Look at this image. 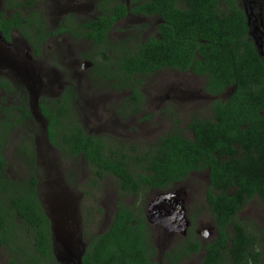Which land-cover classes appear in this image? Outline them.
Masks as SVG:
<instances>
[{
	"label": "trees",
	"instance_id": "trees-1",
	"mask_svg": "<svg viewBox=\"0 0 264 264\" xmlns=\"http://www.w3.org/2000/svg\"><path fill=\"white\" fill-rule=\"evenodd\" d=\"M176 1L152 0L132 9L135 14H157L164 23L158 26V37L131 44H110L106 38L126 14L121 4L95 21L61 22L52 30L31 7L25 15L16 11L8 21L0 22L4 38L15 27L36 57L47 39L63 34L74 41L97 43L102 48L97 56L103 60L89 58L100 79L97 88L130 91L126 102L135 104L131 112L140 110L139 78L161 69L190 71L206 78L204 91L215 98L232 90L227 99L211 102L210 118L187 120L190 138L175 129L159 136L147 149L88 134L72 112L77 100L73 86L64 88L54 100L40 96L38 109L46 123L48 145L64 163L83 159L89 172L80 186L83 198L96 201L105 176L116 184L117 201L110 223L105 231L90 237L80 255L81 264H179L201 251L199 264H261L257 236L237 216L251 199L264 200V59L247 35L240 0H182L184 10L174 6ZM21 89L8 77H0V90L16 97L17 103L6 106L3 98L0 104V250L8 264H65L56 259L52 225L41 203V172L35 165L33 139L31 146L24 144L15 151L26 166L24 176L6 174L3 147L15 127L30 122L33 132H43ZM74 171L65 174L69 183L75 179ZM201 171L208 174L205 202L216 236L204 245L188 236L165 251L158 263L144 215V198L149 191L169 190L190 173ZM129 196L135 198L132 205L124 203ZM82 210L88 216L95 209L83 205ZM101 211L96 205V212Z\"/></svg>",
	"mask_w": 264,
	"mask_h": 264
},
{
	"label": "rangeland",
	"instance_id": "rangeland-1",
	"mask_svg": "<svg viewBox=\"0 0 264 264\" xmlns=\"http://www.w3.org/2000/svg\"><path fill=\"white\" fill-rule=\"evenodd\" d=\"M248 1H255V4L257 2V0ZM34 7L38 8L42 16H47L50 12L56 13L58 9L56 6L48 5L46 0H34ZM49 20L47 27L52 28V20ZM157 25L156 19H126L116 25L108 41L110 44L134 43L135 40L143 42L149 36H156ZM16 38L14 36V39ZM66 45L70 47L67 52L64 51ZM13 52L0 50V77L9 72V69L2 67L11 65L12 68L15 67L18 75L16 77L12 72L9 73L16 84L23 87L26 96L37 92L38 95L52 100L59 97L62 89L73 86L77 100L72 105V112L78 124L88 134L102 136L113 144L119 141L130 142L147 149L159 136L175 129L190 138L184 129L187 120L190 117L210 118L208 104L212 98L203 92L205 79L194 78L189 72L163 69L150 76L139 78L143 106L141 113L131 119L126 116L118 118L115 111L119 110L118 108L130 97V91L117 92L108 89L99 91L97 86H93L92 73L89 69V63L92 62L89 58L94 60H103V58H98L96 50L87 42L73 43L66 37L51 39L44 44L40 56L31 54L33 62L24 66L16 62L17 57L12 55ZM229 93L230 91H225L219 99H224ZM3 98H6V106L17 104L16 97L5 95L0 90V104ZM144 115L152 117L148 121L141 122L145 118ZM38 124L40 128L41 125ZM33 130L32 123L26 122L15 127L12 134H9L3 147L6 174L13 178H21L27 172L25 164L19 160L15 151L24 144L29 146L33 143L30 142L32 138L34 143H37L35 165L39 166L41 172L38 176L39 195L52 225L56 259L60 263L77 264V257L90 237L105 231L110 223L117 201L115 180L110 176L104 177L95 194L96 201L89 196L83 198L80 186L89 176L84 161L70 159L66 163L62 162L59 155L48 148L42 132H33ZM69 170H75L73 172L75 179L73 182L70 181L71 183L65 176ZM205 176V172L190 175L180 186L171 189L184 193V207L187 217L193 223L191 231L201 232L198 236L201 243L215 237L211 217L203 198L206 187ZM158 196L160 195L155 191H149L144 198V207ZM134 199L131 196L126 197L124 203L132 205ZM83 205L93 206L94 212L86 216L82 210ZM96 205L101 208V213L96 212ZM237 218L249 226V232L257 236L258 249L262 254L261 264H264V200L251 199L238 213ZM150 229L152 242L159 252L154 260L159 263L162 252L177 245L181 241V236L169 233L159 226H150ZM201 254L202 251L179 264H198ZM0 264H8L4 250L0 251Z\"/></svg>",
	"mask_w": 264,
	"mask_h": 264
},
{
	"label": "flooded vegetation",
	"instance_id": "flooded-vegetation-1",
	"mask_svg": "<svg viewBox=\"0 0 264 264\" xmlns=\"http://www.w3.org/2000/svg\"><path fill=\"white\" fill-rule=\"evenodd\" d=\"M46 1H47L48 5H51V7H53V6L58 7L56 13H52L51 14V12H50L48 14L49 17H48V15L47 16L43 15L44 16L43 19H44V22L46 23V25L48 24V21H50L49 19L52 20V23H51L52 28L48 27L49 30L54 29L61 22L84 23V22H89V21H95V20H97V18L103 17V15H108L109 13H113L111 10L114 8L115 4L124 5L126 14H125L124 17H122L119 20H117L115 22V24L111 27V29L109 30V32L106 35L107 39H109V36L113 32V30L116 29V25L118 23L123 22L126 19H145V20L156 19L157 20L158 25L156 27V32H157L156 36H149L144 41H146L150 37H158L159 36L158 26L161 25L162 23H164L162 18L159 15H157V14L140 15V14H135V13L131 12V10L134 9L135 7L143 6V5L149 3L152 0H142V1H140V0H131L130 1L129 0V1H126V2H124L123 0H46ZM239 2H240L239 3V8L243 9L245 17H246V26L248 28L247 35L249 36L250 41H251L254 49L258 53V55L259 56L261 55L260 57L264 59V2H261V0H257L256 4L254 3L255 1H248V0H240ZM253 3H254V5H253ZM11 5L17 6V7L21 6V8H14ZM174 6H177L178 9H181V10L182 9L183 10L186 9L185 8L186 7L185 1H182V0H177L175 2ZM27 7H31L33 10H35V11L40 13L38 8L34 7V0H25L24 2L21 1V0H0V22L1 21L2 22L3 21H8L10 19V17L16 11H18V12L20 11V13L22 15L27 14L28 13ZM25 10H26V12H25ZM43 16L41 14V17H43ZM50 16H51V18H50ZM14 36H16L17 38L14 39ZM65 37L68 40L71 39L68 34H63L61 36L49 38V39L46 40V42H48L51 39H56V40L60 39V38L64 39ZM71 40L73 41V43H77V42L80 43V41H83V42H87L90 46H93V44L91 42H89L88 40H75V41L73 39H71ZM44 44H43V46H44ZM129 44H131V43H129ZM93 48L96 50V55H97V52H100L102 50L101 47L97 48V43L93 46ZM69 49H70V47H68L66 45V47L64 48V51L67 52V50H69ZM0 50L7 51V52H10L11 50L14 51L12 53V55L17 57L16 58V62L20 66L28 65L31 62H33V60H32L33 57L31 56V54L34 53L33 49L25 41V39L23 38L21 33L15 27H10L9 28L8 34H7V38H4L3 33L0 30ZM28 53L30 54V56H29ZM196 58H197V55H196ZM89 65H90L89 69H91L90 72L92 73L91 74V78H93V86H97L96 81L100 80L97 77V69L96 68L94 69V67H93L94 64L89 63ZM2 69H9L8 71L10 73L12 72L13 75H15V76L18 75L15 72V67L12 68L11 65L7 66V67L3 66ZM164 70H171V69H164ZM158 71H160V70H158ZM172 71H175V70H172ZM9 72L8 73H4V75H2L1 77H8L14 84H16L15 79H13L11 77ZM188 72L191 73V75L194 78L199 77V76L194 75L190 71H188ZM201 78H204V77H201ZM204 79H205V83H204V86H203V92H204L205 95L211 97L212 101H214V99L219 98V96L224 93L223 92L222 94H220L217 98L206 94L205 91H204L205 90V84H206V78H204ZM39 82H40V80H39ZM16 85H18V84H16ZM99 91H101V90H99ZM226 91H230V93L227 95V97H225L222 100L227 99L229 97V95L231 94V92H232V90H230V89H227ZM27 97H28L29 102H30V96H27ZM39 98H40V95L38 97V100H39ZM212 101H210V103L208 104L209 105V110H210V117H211L210 104H211ZM142 107L143 106L140 105V108H139L140 110H138L137 112H131L130 110H134L135 104L128 105L127 102H124L122 104V106L120 108H118L119 110L115 111V115L118 118H120V117L123 118L124 116H126L127 118L131 119V118L137 116V114H135V113H138V114L141 113V108ZM151 117H152L151 115H149V116L146 115L145 118L142 117L143 119L141 120V122L148 121L149 119H151ZM190 118H192V117H190ZM34 121H36V120L34 119ZM186 125H187V123H186ZM184 129H185V132H187L190 135V137H191V133L186 129V127ZM42 135L44 137L45 142L47 143L46 138L44 136L45 133L42 132ZM31 140H32V138H30V142H31ZM32 144L33 143H31L30 146ZM36 144L37 143H34L35 153H36V150H37ZM47 145H48V143H47ZM48 148L51 149L52 151H54L52 149V147H50L49 145H48ZM201 172H205V171H201ZM196 173H198V172H192V173H190L188 175V177L190 175H193V174H196ZM205 175H206L205 176L206 187L204 189L203 198H204V203L206 205V202H205V191H206V188L208 186V174H207V172H205ZM186 179L184 181H186ZM184 181L179 182V183H174L173 186L169 190H166V191H155L159 195L163 194L164 198L161 197L159 199V196L157 198L155 197L156 199L153 202L150 201L151 203L149 202L150 204L148 203L147 207H144V215H145V218H146V221H147L149 227L150 226H159L163 230H166L169 233L179 234L181 236V241L179 242V244L184 239H186L188 236L189 237H193L194 236V237L199 239L198 236L201 233L199 230H195L194 232L191 231L193 223H192V220L189 217H187V212H186V209L184 207V201H183L184 193L182 191H178V190H175V189L171 190L173 187L180 186V184H182ZM161 214H166L171 219L173 224H177V228L182 226L185 222H188V225H187V227L184 228V230H179V231H177V229L175 227H167V226L163 225L161 223V221H159L157 219V216H159ZM181 215H182V217H181ZM211 221H212V219H211ZM212 229L215 232V236H216V230L214 228L213 221H212ZM151 235H152V232H151ZM151 241H152V237H151ZM208 241H210V240L204 241L201 244L204 245ZM84 247H83V249H84ZM83 249H82V251H83ZM166 251H168V250H166ZM164 252H162L161 258H162V255L164 254ZM4 255H5V252H4ZM202 255H203V252L201 254L199 262H200V260L202 258ZM161 258L159 259V263L161 261ZM199 262H198V264H199Z\"/></svg>",
	"mask_w": 264,
	"mask_h": 264
},
{
	"label": "water",
	"instance_id": "water-1",
	"mask_svg": "<svg viewBox=\"0 0 264 264\" xmlns=\"http://www.w3.org/2000/svg\"><path fill=\"white\" fill-rule=\"evenodd\" d=\"M261 56V55H260ZM38 93L34 92L32 95H30V102H29V109H30V113L33 116V118L35 120H37L38 123H40L41 128L43 129V132L45 133V129H46V123L44 122L42 116L39 113V109H38ZM45 136V135H44ZM164 195H160L159 199L163 197ZM166 197V196H165ZM152 206V205H151ZM150 206V207H151ZM182 217V215H181ZM157 219L159 221H161V223L167 227H175L177 229V231L179 230H184L185 227H187L188 222H185L182 226H180L179 228H177V224H173V222L171 221V219L166 215V214H161L159 216H157ZM151 222V221H150ZM154 222V221H153ZM152 222V223H153ZM154 224V223H153ZM83 251H81L82 253ZM81 253H79L78 257H77V264H81L80 262V255ZM66 262V260H64ZM65 264H69V262H66ZM71 264V263H70Z\"/></svg>",
	"mask_w": 264,
	"mask_h": 264
}]
</instances>
